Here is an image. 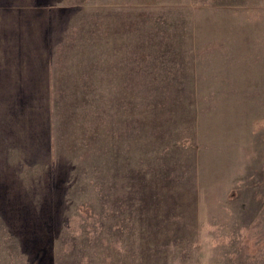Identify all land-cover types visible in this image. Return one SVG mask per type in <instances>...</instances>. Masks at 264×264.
Instances as JSON below:
<instances>
[{"label": "rangeland", "instance_id": "1", "mask_svg": "<svg viewBox=\"0 0 264 264\" xmlns=\"http://www.w3.org/2000/svg\"><path fill=\"white\" fill-rule=\"evenodd\" d=\"M75 3L0 96V264H264V0Z\"/></svg>", "mask_w": 264, "mask_h": 264}, {"label": "crops", "instance_id": "2", "mask_svg": "<svg viewBox=\"0 0 264 264\" xmlns=\"http://www.w3.org/2000/svg\"><path fill=\"white\" fill-rule=\"evenodd\" d=\"M72 4L75 0H0V96L53 93L55 56L70 47L81 51L75 47L84 48L93 37L86 13Z\"/></svg>", "mask_w": 264, "mask_h": 264}]
</instances>
